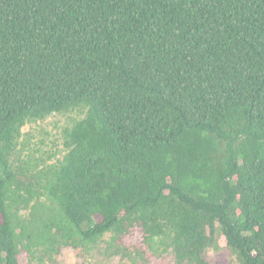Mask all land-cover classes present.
<instances>
[{
  "label": "trees",
  "instance_id": "16d2710c",
  "mask_svg": "<svg viewBox=\"0 0 264 264\" xmlns=\"http://www.w3.org/2000/svg\"><path fill=\"white\" fill-rule=\"evenodd\" d=\"M65 247L264 264V0H0V264Z\"/></svg>",
  "mask_w": 264,
  "mask_h": 264
},
{
  "label": "rangeland",
  "instance_id": "374dc122",
  "mask_svg": "<svg viewBox=\"0 0 264 264\" xmlns=\"http://www.w3.org/2000/svg\"><path fill=\"white\" fill-rule=\"evenodd\" d=\"M75 114L68 115H53L45 119L38 124H32L25 129L32 133V145L37 143L42 150H56L61 149L60 133L62 128L69 122L70 117ZM140 234L138 231H134L132 238L134 241H138ZM214 263L226 264L229 258L227 253L211 254ZM21 264H25V258L21 259ZM59 264H130L129 262L123 263L118 259L106 260L102 256L94 253L93 255L82 258L76 256L75 252L70 247L62 248L61 255L59 257ZM146 264H173V260L169 254L160 258L152 259L150 263Z\"/></svg>",
  "mask_w": 264,
  "mask_h": 264
}]
</instances>
